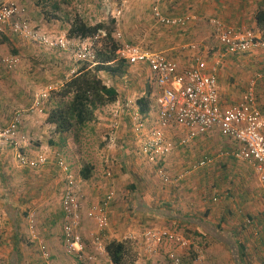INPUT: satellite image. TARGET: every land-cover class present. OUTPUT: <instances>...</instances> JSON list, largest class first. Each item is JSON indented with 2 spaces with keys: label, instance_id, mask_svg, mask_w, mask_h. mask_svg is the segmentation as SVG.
<instances>
[{
  "label": "crops",
  "instance_id": "crops-1",
  "mask_svg": "<svg viewBox=\"0 0 264 264\" xmlns=\"http://www.w3.org/2000/svg\"><path fill=\"white\" fill-rule=\"evenodd\" d=\"M106 1L111 3V0ZM152 3L153 0H120L118 4L120 6L116 9L121 10L123 16L128 10L132 12V22L123 25L127 40L132 45L145 50L166 54L170 60L177 63L180 71L193 68L195 57L198 53L201 54L207 73L213 67H217L220 105L224 110L239 104L250 82L255 80L256 105L264 116V77L258 78L264 73V50L226 55L215 36L213 26L208 22L211 19H217L229 27L252 30L258 38H262L255 16L258 9L264 8V0H163L161 9L164 14L170 17L188 18V24L184 28H169L156 23L152 16ZM38 16L41 20L45 18L44 15L38 14ZM0 37V40L5 41L0 44V78L2 79L0 112L4 109L33 104L34 99L29 97V89L18 87L21 80H24L28 86L30 82L32 84L37 81L38 84L35 87L37 92L47 88L58 90L76 73L72 71L69 74L66 69L56 73L49 71V68L45 69L47 66H42L40 69L41 66L32 62L27 63L24 68V62L20 60L17 68L21 70V77L17 70L15 73L11 71V77L7 81L5 79L7 70L1 64V59L10 55L18 57V53L24 54L15 44L20 37L10 33ZM192 45L198 46L199 52L193 50ZM6 49H11L14 55L4 54ZM28 54L31 60L35 56L31 52ZM131 72L134 75L131 77V82L126 84L125 79ZM100 77L107 87L116 91L117 97L100 108L96 112L94 122L85 129L86 132L90 131L96 138L102 140L97 139L103 146V156L99 159L95 158L94 164H91L93 171L90 179H83L81 173L76 179L83 188V195L86 196L88 204L92 207L98 204L109 191L116 192L115 203L109 212L110 227L105 237L107 243L112 240H121L120 236L139 235L136 230L125 228L126 219H123L122 224H118L121 217H127V207L130 208L129 210L134 209L129 214L136 215L137 219L152 216L164 221L162 216L142 212L139 207L144 204L149 207L156 204L167 205L171 213L176 214L175 210L182 212L181 216L177 215L179 218L188 217V219L196 220L193 226L200 236L213 241L209 242L210 248L205 252L208 260L205 253L202 255L205 264H242L234 259L233 253L225 243L217 242L211 237L218 231L217 227L223 231L218 233L233 234L243 244L244 264H264V187L255 166L234 157V153L240 150L239 144L234 139L223 135L219 129H215L197 137L189 145L181 146L180 142L187 131L182 127H172L167 130V136L176 144V148L171 154L151 161L143 152L146 136L149 137L150 133L158 127L154 104L155 89L150 70L146 65L132 68L130 66L127 73L121 77L104 72L100 74ZM45 85H47L46 88ZM32 86L29 88H33ZM142 98L149 104L147 115H142L139 110L138 101ZM120 105H127L130 108L124 111L119 119L120 127L114 131L111 128L112 114L110 117H106V114L109 111L113 112ZM136 112L140 114L143 122V135L136 133L135 123L131 121V114ZM10 120L3 123L0 119V125L5 127ZM53 136L55 141H52L51 137L46 140L40 136L39 140H42V143L38 144L36 151L28 147V142L19 149L9 145V148H12L10 152L7 150L8 146L5 147L6 145L0 143V154H2L0 155L1 264H79L56 239L62 240L61 229L58 230L56 224L58 221L63 223L64 213L62 205L61 209L56 211L53 205L54 198L56 193L59 191L63 193L66 188L67 175L58 167V160L52 154L59 156L63 147L71 143L67 134ZM25 137L29 141V137ZM24 145L27 153L22 152L25 155L29 154V151L32 155L44 154L48 158L47 163L37 169L21 164L18 154L21 153ZM23 153L21 155L25 156ZM37 155L29 159L33 161L37 159ZM206 160L209 162L200 166V163ZM66 164L71 174L75 176L69 164L67 162ZM160 170L172 178L182 176V179L176 183L164 184L158 177ZM32 171H38L39 177L36 178ZM108 173H111L110 177L107 176ZM153 174L164 186H167L166 190L156 189L155 184L158 181ZM10 183L13 187L9 186ZM124 196L128 197V201H132L133 207L128 205L129 202L124 201ZM26 203L37 205L40 210L41 216L38 215V217L39 220L42 218L43 220L38 223L35 221L34 226L39 227L41 241L50 244L53 255L49 263L42 258L40 252L41 257L38 260L31 259L25 252L26 246L20 242L23 219L21 208ZM158 210L162 211L161 208H157ZM36 214L31 215L37 216ZM87 225L84 226L83 231L85 236L91 239L96 229L95 226L88 228ZM6 226H10V229ZM88 243L91 244V240ZM143 250V247L138 250L136 264H168L158 257L150 262ZM109 260L107 255L104 263H109ZM102 262L99 260L97 264H104ZM192 262L196 264L195 260Z\"/></svg>",
  "mask_w": 264,
  "mask_h": 264
},
{
  "label": "built area",
  "instance_id": "built-area-1",
  "mask_svg": "<svg viewBox=\"0 0 264 264\" xmlns=\"http://www.w3.org/2000/svg\"><path fill=\"white\" fill-rule=\"evenodd\" d=\"M21 1L4 0L0 3V36L10 33L48 49L69 51L73 48L75 51L76 48L79 50L76 53L79 61H94L93 49H87L83 44L88 39L56 37L51 36L48 31L36 29L28 19L26 7ZM162 1L153 0L152 3V16L156 23L169 28L186 27L188 18L167 16L161 9ZM115 16L118 20L122 16V11L118 10ZM208 22L213 26L215 36L223 47L224 54L235 55L264 50V39L258 38L254 31L229 27L217 19H211ZM95 39L97 40V38ZM115 39L120 45L117 51L120 60L125 61L131 67L146 65L152 75L158 127L150 133L149 137L146 136V141L143 142V152L151 161L171 154L176 148V144L167 136V130L172 127H182L187 131L186 136L180 142L181 146H187L197 137L219 129L223 135L234 139L239 144L240 150L234 153V157L252 163L264 187V116L256 105L255 80L250 82L239 104L224 110L220 105L217 67H213L207 73L201 54L198 53L195 57L193 68L180 71L177 63L170 60L166 54L145 50L127 43L120 31H117ZM191 48L195 51L199 50L196 45H192ZM1 64L5 69L12 71L20 64V59L12 55L6 56L1 59ZM263 77L264 73L258 76V78ZM53 91L55 89L47 88L37 92L33 104L27 112L42 113L45 101ZM129 108L130 106L120 105L112 112L111 128L114 131L119 129L121 124L119 119ZM25 112L16 111L9 124L0 130V143L19 149L28 142L27 138L21 134ZM131 118V121L135 123L136 133L143 135L144 126L140 114L137 112L131 114ZM18 160L21 164L37 169L44 166L48 158L43 154L31 161L20 153ZM208 162V160L203 161L200 166H204ZM57 164L67 175L66 188L61 201L64 213L62 242L65 250L79 264H97L99 260L104 263L108 255L105 237L110 227L109 212L115 203L116 192L109 191L98 204L84 209L82 190L78 180L71 174L65 160L58 159ZM107 176L110 177L111 173H108ZM158 177L164 184L176 183L182 179V176L172 178L163 170L158 171ZM29 222L31 233L37 239L34 231V215L29 217ZM87 224H92L96 229L91 239H88L83 231ZM129 237V239L125 237L124 240L128 241L134 238L141 240L143 251L148 255L150 262L158 256L160 257L161 250L166 248L165 258L168 264H183L184 255L182 253L191 249L192 246L190 239L165 226H152L139 235ZM89 240H91V244L88 243ZM39 250L46 262L52 261V254L45 242L39 241ZM104 264L113 263L109 260V263ZM196 264H205L202 255L197 257Z\"/></svg>",
  "mask_w": 264,
  "mask_h": 264
},
{
  "label": "rangeland",
  "instance_id": "rangeland-1",
  "mask_svg": "<svg viewBox=\"0 0 264 264\" xmlns=\"http://www.w3.org/2000/svg\"><path fill=\"white\" fill-rule=\"evenodd\" d=\"M21 2L26 7L27 17L32 22V25L36 29L48 31L49 33H51V35L56 36V37H59V36L69 37V30L74 20L77 17H81L82 19L87 21L90 25H95L100 22L109 24L110 20L103 15V10L106 7L110 6L112 10L111 18L116 21V31H115L114 36H116L117 31H120L124 40L127 43H130V41L127 40V35L125 34L123 25L124 24L127 25L129 22H132V16H131L132 12H130V10L126 11L125 13L126 15L125 16L122 15L117 20L115 15L118 10L116 9V7L120 6L118 5L120 4V0H111L110 1L111 3H107L106 0H22ZM38 14L44 15L45 18L41 20ZM99 39H100L99 37H97V40L95 38L88 39L87 41L83 43L85 44L84 47L87 49L92 48L95 53L96 47L99 46L98 44ZM15 44L17 45V47H19V51L24 54V55H21V53L17 54V56L20 57L19 59L22 62H24V68L26 67L27 63L32 62V63L38 64L39 67L41 66L40 69L42 68V66H47L45 67V69L49 68V71H54L56 73H59V71L66 69L67 72L70 74L72 71L77 72L78 69L83 65V63H86V61L78 60L76 53H78L79 50H77L76 48H75V51L73 50V48L70 49L69 51H63L59 49H48L47 47H44L37 43L25 40L21 37L18 39V43H15ZM14 48L16 49V47ZM29 52L34 53L33 55H35L32 58V60H31V56L28 54ZM3 53L4 54L6 53L8 55L10 54L14 55V53L11 52V49H6ZM23 56L26 57L27 61L26 59H24ZM16 70L19 73V77H21L20 68L12 70V73L13 72L15 73ZM5 72L7 73L5 76V79L9 81L8 78L11 77L12 73H10L11 71L9 70ZM133 75L134 73L132 72L129 73V75H127L125 79L126 84H129L131 82V77H133ZM37 84H38L37 81H35V83H32V84L30 82V86H28V84L27 85L25 84L24 80H21L20 84H18V87L20 89L24 88L25 90L29 89V93H30L29 97L31 99L32 98L34 99L37 93L36 91L37 88H35ZM31 85H33L32 86L33 88H29L31 87ZM46 86L47 85H45V88ZM136 94L138 97V91L136 92ZM53 105H54V102L52 101V97H51L45 101L43 113H35V114L28 113L27 110L32 106V104L30 106L29 105L22 106V107L18 106L12 109L11 108L4 109L3 112H0V119H2L3 123H6L12 118V116L14 115L16 111H24V112L26 111L24 113L25 121H24V126L21 129V134L29 137L28 147L36 151V147L39 146L38 144H40V142L42 143V140H39L41 139L39 138L40 136L44 137L46 140L49 139V137H51L52 141H55L54 140L55 136H53L55 134L53 131L54 129L50 125H48L46 122L47 117H48V112L53 107ZM111 114L112 112L109 111L106 114V117H110ZM5 127L4 125H0V130L4 129ZM74 135H77V134H68L69 142L71 143V145L68 144L65 147H63L62 149L63 151L59 154V156L58 154L56 155L55 153H53L52 155L53 156L55 155V159L57 160L58 159L65 160L69 164L76 178H78L80 176V173L83 167H85L86 165H90V164L93 165L95 158L99 159L100 157L103 156L102 154L103 146H101L99 142V140L100 141L102 140L100 138H96L94 134H92L90 131L88 132L84 131L80 133V135L77 136V139L75 138ZM97 139L99 140L97 141ZM5 147H7V145ZM10 148L8 146L7 148L8 152H10V150L12 149ZM25 148L26 147L24 145L23 149L21 150V153L25 151ZM25 153L27 152L25 151ZM28 153L29 154H26V155L23 153L26 157H28V159L35 158L37 155V154L32 155L31 151H29ZM32 173L33 174L35 173L36 178L39 177L38 176L39 174H37L38 171H32ZM153 176H155V174H153ZM156 181H158L155 184V187H157L156 189L166 190L167 186H164L158 180V178ZM9 186L13 187L11 183L9 184ZM82 189L83 188H81V190ZM145 190L147 191V189ZM62 195H63L62 191H59L58 193H56V197L54 198L53 205L57 209L56 211L61 209ZM128 200H129L128 197L124 196V201H126V203L129 202L128 205L130 207H133L132 201H128ZM82 201H83L85 209H89L92 207V205L88 204V200L86 199V196L83 195V191H82ZM150 207L153 209H157V208L163 209L164 206L156 204ZM129 209L130 208L128 207L126 208V212H128L126 213L127 217L126 216L121 217V221H118V224H122L123 219H126L125 228H132L133 230H136L137 234H141L145 229L152 227V226H165L168 229L179 232L183 234L185 237H187L188 239H190L192 243L191 249L186 250L185 252L182 251L183 252L182 254L184 255L183 264H193L192 260L193 261L195 260V263H196L197 257L200 255H203L207 251V249L210 248V243L213 242L211 239H207L206 237L205 239L202 238L200 234L198 233V231L195 229V227L187 224L186 222L184 223L182 221H175V220L162 221L152 216L150 217L145 216L142 219H137L136 215L129 214V212H132L134 209L133 208L131 210ZM21 211H22L23 219L21 220L22 230H21L20 242L23 243L24 246H26L24 248L25 252L28 253L31 259L35 258V260H38L42 256V255L40 256V253H39L40 252L39 251V241H41V237L39 236V233H38L39 227L35 226V229H34L35 237H37V239H35L34 235L31 233V225H30L28 216H31V214L37 213L36 214L37 216L34 215L36 217L35 219L36 223L42 221L43 218L39 220V217L41 216V214H39L40 210L38 209L37 205L26 203L22 206ZM175 211H177L175 212L177 215L179 216L182 215L181 211L179 210H175ZM62 226H63V223H61V221H58L56 224V227L58 230L61 229L60 234L62 233ZM91 226L93 225L88 224L86 227L90 228ZM6 227L7 229H10V226H6ZM91 229H94V228H91ZM125 237L128 239L130 238L129 236H120L119 239L121 240H118V241H126L124 240ZM56 239L59 242L60 246L63 247L62 240L58 238ZM128 241H131L136 245L137 259H138V250L141 247H143L142 246L143 243L141 242L139 238H136V239L134 238L133 240H128ZM49 245L47 244L51 254L53 255V252ZM166 251H167L166 248L162 249L160 257L158 256L160 260H165L164 262H167L165 258ZM205 256L207 258L206 253H205ZM54 257L56 258V255H54ZM0 261L2 260L0 259Z\"/></svg>",
  "mask_w": 264,
  "mask_h": 264
},
{
  "label": "trees",
  "instance_id": "trees-1",
  "mask_svg": "<svg viewBox=\"0 0 264 264\" xmlns=\"http://www.w3.org/2000/svg\"><path fill=\"white\" fill-rule=\"evenodd\" d=\"M2 1V0H0ZM110 1V0H109ZM1 3V2H0ZM111 7L108 6L103 10V15L110 20V23L100 22L90 25L81 17H77L70 30L69 38L90 39L99 37L95 50V59L92 62L83 63L78 71L69 80L57 90L50 94L53 107L48 112L47 124L53 127V131L58 135H74L77 136L84 132L85 129L94 122L96 112L114 101L117 93L113 88L105 85L101 79V73H108L113 76L121 77L127 73L129 65L119 59L117 51L120 48L119 43L115 39L116 21L111 18ZM258 31L262 33L264 39V8L258 9L256 16ZM5 42L0 40V44ZM139 110L142 115L149 113V104L146 99L138 101ZM93 167L86 165L81 171V177L85 180L91 178ZM168 211V212H165ZM162 211L148 207L146 204L139 207L142 212L158 214L165 220H175L191 223L196 220L179 218L177 214L171 213L169 207L164 205ZM201 222V221H198ZM202 223V222H201ZM190 225V224H189ZM202 226V225H201ZM219 232L220 227H217ZM215 232L211 236L217 242H223L233 253L234 259L238 263L244 264V247L235 235H225ZM107 253L113 264H136L137 249L136 245L131 241L112 240L107 243Z\"/></svg>",
  "mask_w": 264,
  "mask_h": 264
}]
</instances>
